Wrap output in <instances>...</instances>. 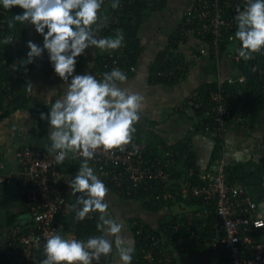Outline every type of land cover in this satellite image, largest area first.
Masks as SVG:
<instances>
[{"label": "crops", "instance_id": "crops-1", "mask_svg": "<svg viewBox=\"0 0 264 264\" xmlns=\"http://www.w3.org/2000/svg\"><path fill=\"white\" fill-rule=\"evenodd\" d=\"M197 0H166V5L150 12L141 20L138 28V39L141 51L136 59V72L128 76L122 88L144 97L140 113V120L135 125L142 141L150 146V151L159 154L167 147H175L180 142H186L187 151L192 157L196 168L202 175L212 173L214 163L212 156L215 148L214 140L201 130L204 120L209 114L196 115L194 109L188 105V98L199 88L214 82L237 79L241 72L234 60V51L239 42H229L226 50H221L214 59L210 55H200L201 48H206L193 34L183 33L185 13L194 6ZM107 19L99 30L95 29L96 37H100L106 26L113 21L110 5L102 7L100 13ZM184 36L176 44L173 51L188 70L186 79L177 82L156 81L154 68L161 52L170 45V40L176 34ZM115 36V35H110ZM101 38V37H100ZM29 41L43 47V36L35 31L33 25L26 26L23 37L18 43L21 54L20 65L25 67L18 82L12 87L13 101H10L5 90L0 99V113L10 111L9 115L0 121V160L5 166V173L12 176L9 184H0V249L7 255L8 264H20L8 247L5 235L11 225L27 227L30 216L25 203L19 193V164L17 153L23 148L44 149L48 139L50 124L47 119H41L40 114L48 115L52 104L63 97L67 89V82L62 81L55 72L46 73L45 59L47 50L33 62L26 64V57L30 49ZM106 51L89 47L77 61L74 75L93 74L97 68L98 58ZM90 66V67H89ZM71 82V77L68 83ZM31 84L29 91L26 87ZM24 106V107H23ZM27 106V108H25ZM223 157L227 164V176L232 182H241L248 194L258 203V214L264 219V111L256 117L253 125L233 119L229 123V130L225 138ZM82 159H68L60 165L63 176L71 182L79 170ZM184 161L176 163V172L182 173ZM98 178L108 188L105 202L109 205L108 219H115L123 224L121 237L130 242L133 248L131 264H138L137 239L133 232L132 222L141 220L154 231H161V223L171 213L179 214L181 218L189 220L191 212L196 209L192 201L173 206H167L153 212L146 208L141 200L121 197L112 185L99 173L98 169L89 163ZM79 194V193H77ZM83 194H79L81 196ZM99 217L100 213L95 212ZM11 220L12 224L9 223ZM102 235V233H101ZM112 239V237H106ZM223 256V255H222ZM211 258L198 254H176L175 261L181 264H222L226 257ZM222 258V259H221ZM109 264H121L118 253L107 256ZM181 261V262H180Z\"/></svg>", "mask_w": 264, "mask_h": 264}, {"label": "built area", "instance_id": "built-area-1", "mask_svg": "<svg viewBox=\"0 0 264 264\" xmlns=\"http://www.w3.org/2000/svg\"><path fill=\"white\" fill-rule=\"evenodd\" d=\"M245 3L246 0H197L185 13L183 33L193 34L205 44L206 48L200 49V55H210L215 59L221 52L222 43L227 40L235 42L237 23L234 18L238 14L237 8L243 10ZM8 36L13 39L9 44L13 58L3 57L0 49V66H6L13 73L20 64L16 45L18 37L13 34ZM239 47L237 43L234 51L236 62L241 59ZM174 58L173 53L168 54L164 62H171ZM103 60L101 69L104 73L118 68L128 77L136 72V65L127 66L115 53H110ZM101 69L96 68L94 71L97 79H102ZM253 72L261 73L256 66ZM244 81L245 78L240 76L226 82L233 84ZM223 82H218V90L210 97L214 105V127L206 128L210 137L222 139V145L233 114L231 106L223 98ZM1 85L3 91H8V98L11 97L13 86L6 81H2ZM187 102L192 108L200 109L203 106L196 92ZM234 119L244 121L241 117ZM223 154L224 146L214 162L215 170L212 173L202 175L198 168L191 167L185 168L182 173L178 172L180 176L176 177L172 173L178 162L175 152L169 149L150 156L147 142L138 141L134 133L133 142L123 151H98L89 161L120 196L154 190L157 192L156 200L166 201L173 198V192L176 191L182 200L198 202L199 206L191 212L189 220L180 218L177 222L164 225L161 231L146 229L141 220L132 222L133 232L140 239L138 264H177L175 256L180 253L198 254L208 259L223 255L227 263L223 261L222 264H264V219L259 217L258 203L250 197L244 184L228 179ZM55 157V153L44 149L23 148L17 153L19 193L28 210L30 224L27 227L11 225L5 238L20 264H41L46 258L44 245L52 234L79 239V225L85 227L87 222L95 218L93 213H89L83 221L76 219L72 207L76 202L72 199L74 193L69 187L71 182L61 173V164H57ZM70 157L83 159L76 154H70ZM11 181L12 176L5 173V166L0 160V184H9ZM159 187L161 191H157ZM99 235L101 232L96 229L92 230L90 237ZM8 259L0 249V264H8ZM93 264L109 262L107 257L101 256Z\"/></svg>", "mask_w": 264, "mask_h": 264}, {"label": "clouds", "instance_id": "clouds-1", "mask_svg": "<svg viewBox=\"0 0 264 264\" xmlns=\"http://www.w3.org/2000/svg\"><path fill=\"white\" fill-rule=\"evenodd\" d=\"M104 2L0 0V6L5 10L10 11L17 6L24 10L9 21L10 29L14 27V22L28 23L43 36L42 48L32 41L28 42L30 51L25 63H32L34 58L47 50L55 73L67 82L65 94L52 104L50 113L40 114V118L47 119L50 124V146L46 143L45 150L56 154L57 164L73 158L70 154L83 158L69 185L74 194L83 195L77 197L72 207L79 221H83L91 212L100 213L96 228L102 235L84 241L52 234L44 245L46 258L41 264H93L101 256L111 255L114 249L121 264H131L133 259L130 242L120 235L123 224L106 218L108 188L89 166V161L98 151H123L133 142L144 97L120 86L128 77L118 68L103 73L102 79H97L93 74L74 75L77 58L89 47L106 51L123 46L122 30H117L114 37L97 38L95 35L93 26L99 30L107 19L100 15ZM111 7L118 8L119 0H114ZM237 13L234 18L237 23L234 39L240 42L239 57L248 61L254 54L264 52V0H246L243 10L238 7ZM2 42L8 45L13 39L7 36ZM70 77L71 82L68 83ZM32 86L26 85L29 91Z\"/></svg>", "mask_w": 264, "mask_h": 264}, {"label": "trees", "instance_id": "trees-1", "mask_svg": "<svg viewBox=\"0 0 264 264\" xmlns=\"http://www.w3.org/2000/svg\"><path fill=\"white\" fill-rule=\"evenodd\" d=\"M114 2V0H105V5H110ZM166 5V0H119V7L113 9L111 7V11L113 14V21L106 26V28L99 33L101 38L108 37L110 35H115L117 30H122L124 35V43L123 46L117 50H108L103 56L98 58L97 68L101 69L103 66L104 58L108 57L110 53H115L117 56L121 58V61L124 62L127 66L135 65L136 59L140 54L141 46L138 39V28L140 26L141 20L144 16L149 14L150 12L160 10ZM23 9L20 7H13L10 11L5 10L2 6H0V40L8 35H15L18 37V43L20 39L23 37L26 26L28 23L21 24L19 22H14V27L9 28V21L13 20L14 15L22 14ZM117 18V21L115 20ZM237 30V29H236ZM47 32V29H45ZM184 36H181L179 33L173 36L170 40V45L164 52H161L158 61L156 64V68L154 71L156 72L157 79L156 81L161 82H170L172 84L180 82L187 77L188 70L186 69L183 62L178 60L177 58L173 61H165L164 58L169 54L172 55L173 51L177 46V42L180 41ZM206 41V40H205ZM208 41V39H207ZM18 43L16 44L18 47ZM240 44V42H238ZM230 43L228 40L222 43V51L226 50ZM0 49L2 50L3 57L11 59L13 58V52L11 50V45H5L0 41ZM172 51V53H170ZM18 56L21 57L20 51H18ZM79 56L77 61L80 60ZM213 58V56H211ZM1 63V61H0ZM236 66L241 72V76L245 78L243 83L235 82L233 84H229L228 82H223V98L224 101L231 106V110L233 111L232 117L229 121L233 120L236 117H241L248 121L249 125L252 126L258 114L264 111V52L259 54H254L253 58L245 61L242 58L236 62ZM258 67L259 72H253V67ZM45 69L46 73L50 74L54 71L53 65L50 62L48 52L46 53L45 59ZM25 70V67L20 65L18 69L10 73L6 66H0V95L4 93L3 87L1 85L2 81L9 82L13 87L18 82V79ZM104 73V71L101 69ZM162 73L163 75L159 76L158 74ZM172 73L171 75H169ZM20 80V79H19ZM21 81V80H20ZM15 83V84H14ZM14 84V85H13ZM5 89V88H4ZM218 90V82H214L212 84L206 85L197 90V95L199 96L200 102H202L203 106L200 109H194L196 115H201L205 113V111L209 114L207 120H204L203 126L201 130L210 126L214 127V119L215 114L213 112V103L210 100L211 94ZM24 107V106H23ZM27 108V106H25ZM10 111L3 110L0 113V121L9 115ZM208 133V132H207ZM138 141H141L138 132L136 131ZM209 134V133H208ZM210 135V134H209ZM214 140L215 148L212 156V162L214 163L219 154L223 151L222 139ZM187 142V141H186ZM186 142H180L175 147H167L165 146V150L172 149L177 155V161L184 160V168L189 169L191 167L196 168L194 162L192 161V157L189 155L187 151ZM150 146L148 145V151L151 156L152 151H150ZM155 154V153H154ZM174 176L179 177L180 175L176 172V169L172 170ZM115 189V188H114ZM157 191H161V188H156ZM116 190V189H115ZM117 191V190H116ZM157 192L154 190L148 192L139 191L137 194L126 195L123 194L121 197L126 199H138L141 200L143 205L148 208L150 211L156 212L160 208L167 206L170 210L173 206H177L181 204L185 205V200H182L181 195L176 191L173 192V198L168 200H156ZM79 194H73L72 199L76 202ZM196 207H198V202L196 200H191ZM95 215L93 221H89L86 223L85 227L79 225V229L77 232V236L79 239L87 240L92 230H96V225L99 221V216L95 212H91ZM181 217L179 214L171 213L169 217L164 219L161 223V226L166 224H172L177 222ZM182 219V218H181ZM211 221H213L210 218ZM12 224L11 220L9 221ZM145 228L152 230L148 225L145 224ZM209 232H211V228L209 227ZM137 245L140 244V239L136 237ZM137 246V257H139V251ZM227 263V260H226ZM135 264V263H133Z\"/></svg>", "mask_w": 264, "mask_h": 264}, {"label": "rangeland", "instance_id": "rangeland-1", "mask_svg": "<svg viewBox=\"0 0 264 264\" xmlns=\"http://www.w3.org/2000/svg\"><path fill=\"white\" fill-rule=\"evenodd\" d=\"M2 96H3V95H0V99H1ZM8 96H9V95H8ZM10 96H11V97H9V100H10V101H13L14 99H13V93H12V91H11V93H10ZM180 262H181V261H180ZM181 264H185V262L182 261Z\"/></svg>", "mask_w": 264, "mask_h": 264}]
</instances>
